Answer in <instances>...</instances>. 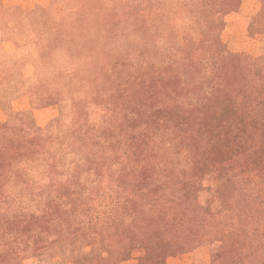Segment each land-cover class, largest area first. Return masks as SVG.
Returning a JSON list of instances; mask_svg holds the SVG:
<instances>
[{
    "label": "trees",
    "instance_id": "trees-1",
    "mask_svg": "<svg viewBox=\"0 0 264 264\" xmlns=\"http://www.w3.org/2000/svg\"><path fill=\"white\" fill-rule=\"evenodd\" d=\"M105 1L69 0L44 31L42 59L64 56L41 84L55 126L0 122V264H264V57L219 34L237 0Z\"/></svg>",
    "mask_w": 264,
    "mask_h": 264
},
{
    "label": "rangeland",
    "instance_id": "rangeland-1",
    "mask_svg": "<svg viewBox=\"0 0 264 264\" xmlns=\"http://www.w3.org/2000/svg\"><path fill=\"white\" fill-rule=\"evenodd\" d=\"M69 0H0V122L33 133L55 126L60 105L41 98L42 85L57 68L65 67L60 52L42 59L40 42H45L48 24H58L62 9ZM99 5L112 6L98 0ZM222 28L220 42L225 53L258 60L264 57V5L259 0H237L219 8ZM46 30V31H47ZM65 112L62 122L66 123ZM100 257L98 248H86ZM205 250L167 259L166 264H208ZM80 253H67L65 248L48 249L42 256L20 254L21 264H73ZM138 254L119 264H138ZM76 264V263H75ZM86 264V263H83Z\"/></svg>",
    "mask_w": 264,
    "mask_h": 264
}]
</instances>
